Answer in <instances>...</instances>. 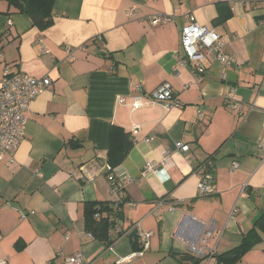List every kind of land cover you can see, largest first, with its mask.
I'll use <instances>...</instances> for the list:
<instances>
[{
	"label": "crops",
	"instance_id": "1",
	"mask_svg": "<svg viewBox=\"0 0 264 264\" xmlns=\"http://www.w3.org/2000/svg\"><path fill=\"white\" fill-rule=\"evenodd\" d=\"M217 3L231 17L213 26ZM156 15L169 20L153 26ZM51 16L41 31L0 0V81L8 73L51 82L27 109L14 162L0 163V260L62 264L81 252L85 263L116 264L136 251L141 232H152L143 256L123 264H192L182 259L187 246L175 232L196 237L198 223L211 221L216 231L204 245L216 254L236 247L264 210V0H55ZM188 16L219 33L232 67L223 69L211 54L203 74L179 66ZM163 83L178 108L132 110L133 96ZM231 88L245 121L225 103ZM114 128L116 148L121 132L132 140L116 173L133 182L121 183L118 194L104 172L93 182L71 173L106 163ZM175 142L188 145L187 154ZM147 161L159 172L143 173ZM203 173L212 176L213 192L200 197ZM86 202L114 203L122 215L116 231L123 234L110 249L87 237ZM239 264H264V236Z\"/></svg>",
	"mask_w": 264,
	"mask_h": 264
},
{
	"label": "built area",
	"instance_id": "2",
	"mask_svg": "<svg viewBox=\"0 0 264 264\" xmlns=\"http://www.w3.org/2000/svg\"><path fill=\"white\" fill-rule=\"evenodd\" d=\"M211 1V0H209ZM132 9L129 10L128 15H133ZM169 20L167 16L156 15L149 18L151 25L157 26L165 23ZM180 45L184 53V58H180L179 66H185L192 68L196 73L203 74L205 69L204 62L206 60V54H211L216 61H218L223 69L230 68L234 65V58L227 55L223 50L225 43L221 39L219 33L215 29L209 26H203L198 24L193 16L187 17V24L183 26L180 34ZM47 53V50H44ZM69 53V51H68ZM178 64V62H177ZM225 74L222 72L221 79H225ZM49 78L36 79L29 77L25 74L11 75L5 73L0 81V163L5 162L12 164L14 162V155L23 141L25 136V125H26V113L30 103L41 94L49 85ZM188 86H185V89ZM225 103L228 104L231 111L238 115L239 121H245L247 115H245L246 108L236 98V89H227L224 96ZM124 99H120L119 102H123ZM160 105L165 111H169L174 108H178L180 103L172 92L171 86L167 83H163L158 86L149 95L144 96L136 95L132 97L130 107L132 110H138L140 108L150 105ZM245 109V110H244ZM249 108L248 110H250ZM264 139V138H262ZM150 139L146 140L149 141ZM175 149L179 152L187 154L189 146L180 142H175ZM260 149L264 150V140L261 142ZM163 164L166 161V154L164 153ZM103 161V160H102ZM210 164V161H208ZM236 165V164H235ZM234 165V166H235ZM155 165L147 161L143 173L159 172L154 170ZM105 173L107 180L110 184V190L112 194H118L121 190L120 184L125 182H131L132 179L124 172L116 173V168L112 169L108 166L107 161L102 162L99 167L97 165H81L76 171L71 172L72 176H76L84 182H93L94 179L101 173ZM201 180L198 186V196H207L212 194V176L210 174H201ZM133 182V181H132ZM172 211V208L170 209ZM236 210L233 209L227 218L233 220ZM98 215H96V218ZM121 220L117 219V226L121 225ZM201 230L196 237H188L183 231L175 232V238L181 239L186 243L187 252L190 258L196 260L208 261L213 264H217L215 261L216 251L214 248L206 247L205 241L209 238L214 231L216 226L213 221L208 224L198 223ZM152 232H141L139 234V249L133 254L121 258L116 264H123L133 258L142 257L144 252L148 250L149 240L152 236ZM91 235L88 234L87 237ZM110 249V247H107ZM0 264H6L5 260H0ZM62 264H91L85 263L84 255L81 252L64 258Z\"/></svg>",
	"mask_w": 264,
	"mask_h": 264
},
{
	"label": "trees",
	"instance_id": "3",
	"mask_svg": "<svg viewBox=\"0 0 264 264\" xmlns=\"http://www.w3.org/2000/svg\"><path fill=\"white\" fill-rule=\"evenodd\" d=\"M9 7L17 10L19 14L25 15L32 21V26L41 31H45L53 24L51 20L52 6L55 0H5ZM217 17L213 20V26L223 25L231 17L228 5L226 3H217ZM113 129L110 132V144L107 149V164L114 169L119 166L124 157L132 148V140L130 137L121 132V143L118 148L114 146L117 141ZM68 144L74 147H80V144L69 141ZM96 215L98 217L96 218ZM84 231L91 235L92 239L103 243L106 247H110L112 243L123 234L122 231H116L117 219L122 222V215L119 210L114 207V203L105 202H86L83 205ZM116 235H115V233ZM264 236V210H262L253 222L251 230L244 234L236 247L216 254L215 261L217 264H239L243 255L248 253L252 248L257 246ZM139 246L134 245V249L138 250ZM197 264L200 260H197Z\"/></svg>",
	"mask_w": 264,
	"mask_h": 264
},
{
	"label": "water",
	"instance_id": "4",
	"mask_svg": "<svg viewBox=\"0 0 264 264\" xmlns=\"http://www.w3.org/2000/svg\"><path fill=\"white\" fill-rule=\"evenodd\" d=\"M135 234H137V231L133 232V233L131 234L130 237L135 236ZM182 259H183L184 261H188V262H190V263H192V264H197V262H198L196 259L190 258V256L184 257V258H182Z\"/></svg>",
	"mask_w": 264,
	"mask_h": 264
}]
</instances>
